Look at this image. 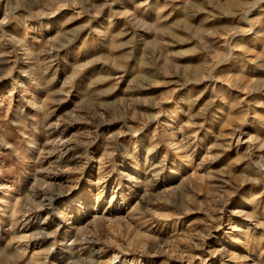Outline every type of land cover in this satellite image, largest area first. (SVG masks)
<instances>
[{"label": "rangeland", "instance_id": "374dc122", "mask_svg": "<svg viewBox=\"0 0 264 264\" xmlns=\"http://www.w3.org/2000/svg\"><path fill=\"white\" fill-rule=\"evenodd\" d=\"M0 264H264V0H0Z\"/></svg>", "mask_w": 264, "mask_h": 264}]
</instances>
